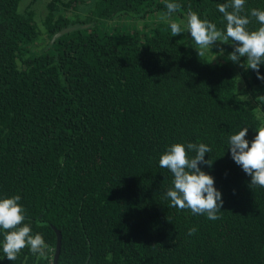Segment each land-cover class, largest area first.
Listing matches in <instances>:
<instances>
[{"label": "trees", "instance_id": "obj_1", "mask_svg": "<svg viewBox=\"0 0 264 264\" xmlns=\"http://www.w3.org/2000/svg\"><path fill=\"white\" fill-rule=\"evenodd\" d=\"M169 2L181 7L163 19ZM227 2L0 0V199L19 195L49 246L10 261L0 229V264H52L51 227L57 264H264V187L249 186L228 148L264 127V81L246 57L237 69L210 62L187 39L189 12L224 31ZM253 8L264 0H246L244 14ZM190 142L212 149V166H199L222 194L216 221L165 196L174 177L159 159Z\"/></svg>", "mask_w": 264, "mask_h": 264}, {"label": "clouds", "instance_id": "obj_2", "mask_svg": "<svg viewBox=\"0 0 264 264\" xmlns=\"http://www.w3.org/2000/svg\"><path fill=\"white\" fill-rule=\"evenodd\" d=\"M246 0H228L219 4L218 11L223 14L226 29L218 30L217 26L206 19H201L195 12H189L186 28L196 44L198 57H203L217 42L233 45V51L228 55L230 61L239 63L241 57H246L242 65L246 69L254 70L257 78L264 81L259 69L264 64V10L251 9L245 13ZM178 3H166L167 19L180 9ZM251 18L259 23L256 30H249ZM171 35L182 34L181 25L170 23ZM223 50H221L222 53ZM248 128L245 127L229 137L228 145L234 162L251 177L250 187H264V127H261L251 141L245 138ZM212 149L204 144L175 143L167 148L159 159V166L170 170L173 174V187L167 190L165 196L170 200V207L179 210H190L193 215H205L207 219L216 221L220 219L222 211V194L214 184V178L201 170L199 165L212 166L213 161L205 160V154ZM189 152L195 156L190 157ZM62 163V162H61ZM19 195L0 199V229L4 230L2 245L4 256L15 261L26 247L32 254L44 257L48 245L41 234L32 233L30 224L25 223L26 210L19 203ZM197 232L193 227L188 230L192 236Z\"/></svg>", "mask_w": 264, "mask_h": 264}, {"label": "rangeland", "instance_id": "obj_3", "mask_svg": "<svg viewBox=\"0 0 264 264\" xmlns=\"http://www.w3.org/2000/svg\"><path fill=\"white\" fill-rule=\"evenodd\" d=\"M187 39H188V43L193 47V49H196L197 46H196L194 40L192 39L190 33L187 34ZM221 50H223L222 53H221ZM230 53H231L230 50L223 49L221 47H218V48L213 47L212 50L210 49L209 51H207L204 56L210 62L223 61L225 63H228L232 68L237 69L238 63L232 62L228 58V55Z\"/></svg>", "mask_w": 264, "mask_h": 264}, {"label": "water", "instance_id": "obj_4", "mask_svg": "<svg viewBox=\"0 0 264 264\" xmlns=\"http://www.w3.org/2000/svg\"><path fill=\"white\" fill-rule=\"evenodd\" d=\"M70 27H67V28H64V29H61L59 30L51 39V42L52 40H54L58 35H61L67 31H70ZM52 230L54 231L55 233V236H56V243H55V251H54V255H53V259H52V264H57V257H58V253H59V248H60V240H61V236H60V233L59 231L55 230L53 227H51Z\"/></svg>", "mask_w": 264, "mask_h": 264}]
</instances>
